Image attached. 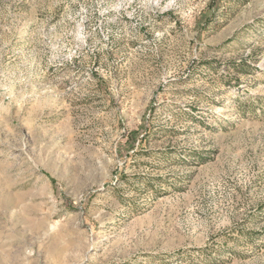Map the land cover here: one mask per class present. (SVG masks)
<instances>
[{"label":"rangeland","instance_id":"1","mask_svg":"<svg viewBox=\"0 0 264 264\" xmlns=\"http://www.w3.org/2000/svg\"><path fill=\"white\" fill-rule=\"evenodd\" d=\"M0 264H264V0H0Z\"/></svg>","mask_w":264,"mask_h":264}]
</instances>
